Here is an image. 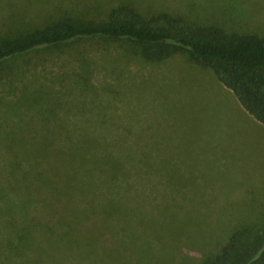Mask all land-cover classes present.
Masks as SVG:
<instances>
[{"label": "rangeland", "instance_id": "rangeland-1", "mask_svg": "<svg viewBox=\"0 0 264 264\" xmlns=\"http://www.w3.org/2000/svg\"><path fill=\"white\" fill-rule=\"evenodd\" d=\"M117 8L159 28L181 20L193 29L264 37V0H0V45L66 19L105 23ZM224 89L188 52L149 63L128 41L79 40L5 61L0 264H204L230 245L238 252L264 243V125L238 111ZM153 138L168 140L186 166L199 165V187L178 191L175 180L182 185L185 177L152 174L169 154L154 160ZM70 141L116 142L120 156L108 160L111 146L94 150L101 155L88 161L87 192L76 193L78 201L98 194L82 204L72 230H59L64 247L58 243L50 256L16 250L8 241L26 235L45 209L70 210L55 198L68 190L58 146ZM234 238L241 242L231 244ZM31 241L50 243L40 234Z\"/></svg>", "mask_w": 264, "mask_h": 264}, {"label": "trees", "instance_id": "trees-1", "mask_svg": "<svg viewBox=\"0 0 264 264\" xmlns=\"http://www.w3.org/2000/svg\"><path fill=\"white\" fill-rule=\"evenodd\" d=\"M144 22L139 16H134L122 8L113 9L109 14L108 21L100 24H83L66 19L38 33L0 45V66L7 60L29 54L40 48L65 45L79 40L128 41L140 47L141 56L149 63L167 61L183 50L189 53L196 64L213 71L217 80L234 94L242 108L257 122L264 125V37L252 34L231 36L216 27L193 29L184 25L181 20L177 21V26L170 27V29L159 28ZM168 25L170 24L168 23ZM48 132L50 133V131ZM49 133L48 137L54 135V132L50 135ZM48 141L45 143V147H52L53 143ZM124 142L125 140H120V147ZM51 143L52 146L49 145ZM115 143L103 145L92 141H70L59 145L61 174L63 173L65 175L63 178L69 181L64 179L61 181L62 184L67 185L68 190L66 189L63 193L58 192L55 198L57 197L58 201L63 203H71L70 210L60 213L54 212L51 208L45 209V213L39 219L37 218L41 223L29 221L31 228L26 230L27 234L25 235L20 230L22 234L17 238V241L14 243L9 240L7 244L12 246L13 242L16 250L32 249L36 251L39 249L41 252L44 250L49 256L53 247L58 243L64 247V242H61L64 235L62 236L59 230L64 228L65 231L72 230L73 222L75 220L78 222L79 216L85 209L82 204H90L91 198L98 194V191L89 192L86 195L87 198L84 197L78 201L80 193H76L78 189H81L82 193L87 192L85 187L91 173L90 162H96L101 155V153H94V150L101 148V152L104 146L105 148L111 146L112 149L109 155L107 154L110 156L108 160L117 161L120 155L117 154L118 144ZM48 157L52 158L51 155ZM90 158L93 159L88 163ZM134 159L136 167L138 160L136 157ZM110 169L112 170L111 167ZM125 170L126 165L125 169L120 171V175ZM50 194L52 195L51 192ZM51 195L48 194L50 198L53 197ZM39 211L34 208L31 213ZM51 215L54 217H49ZM39 234L45 235V239L48 238L50 243L39 242L37 247L32 246L31 239L37 238ZM236 240L239 241L237 238L232 239L231 244ZM7 244H2V247L9 248L10 246ZM230 246L222 255L204 264H264V243L255 242L250 249L246 248L247 245H241V248L245 249L243 252H241V248L236 252L233 250L234 246ZM29 261V264H36V260Z\"/></svg>", "mask_w": 264, "mask_h": 264}, {"label": "crops", "instance_id": "crops-1", "mask_svg": "<svg viewBox=\"0 0 264 264\" xmlns=\"http://www.w3.org/2000/svg\"><path fill=\"white\" fill-rule=\"evenodd\" d=\"M224 90H225V92L230 93L231 100H232L231 104L234 103V107L238 111L243 110L244 114L248 115V113L242 108V106L240 105L238 99L234 96V94L226 87ZM240 108H242V109H240ZM136 142L139 144V141H136ZM150 144L153 148L152 157L154 160H156L159 155H166L167 153H169L166 157L167 163L163 164L162 166H158L157 168L156 167L151 168L152 174H154V175L155 174H164V175H167L169 177H173V180H174L175 176L185 177L184 184H182V185H181V180L180 181L175 180V182H177V185L178 184L181 185V186L178 185V187H177L178 191H186L189 189L190 186H198L199 187L201 185V183L203 182V176H201L199 165H196L194 162H192L191 164H188L186 166L185 162L188 159L179 158V157H177V155H173L175 153V151L171 148L168 140L161 139V138H158L155 140V138H153L152 142ZM151 146H149V148H147V150H149ZM154 170H156L157 172H155ZM189 177H190V179H189Z\"/></svg>", "mask_w": 264, "mask_h": 264}]
</instances>
